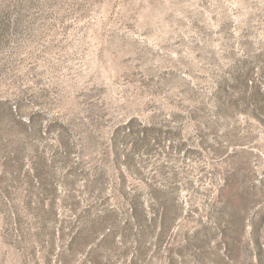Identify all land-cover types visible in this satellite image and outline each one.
<instances>
[{"label":"rangeland","instance_id":"1","mask_svg":"<svg viewBox=\"0 0 264 264\" xmlns=\"http://www.w3.org/2000/svg\"><path fill=\"white\" fill-rule=\"evenodd\" d=\"M0 264H264V0H0Z\"/></svg>","mask_w":264,"mask_h":264}]
</instances>
